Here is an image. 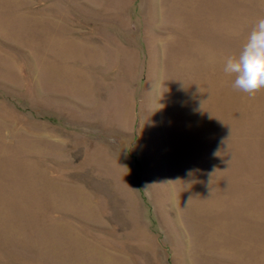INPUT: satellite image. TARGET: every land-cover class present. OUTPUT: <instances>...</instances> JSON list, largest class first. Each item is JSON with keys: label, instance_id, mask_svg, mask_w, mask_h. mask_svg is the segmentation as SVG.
<instances>
[{"label": "rangeland", "instance_id": "rangeland-1", "mask_svg": "<svg viewBox=\"0 0 264 264\" xmlns=\"http://www.w3.org/2000/svg\"><path fill=\"white\" fill-rule=\"evenodd\" d=\"M264 0H0V264H264V88L223 71Z\"/></svg>", "mask_w": 264, "mask_h": 264}, {"label": "clouds", "instance_id": "clouds-1", "mask_svg": "<svg viewBox=\"0 0 264 264\" xmlns=\"http://www.w3.org/2000/svg\"><path fill=\"white\" fill-rule=\"evenodd\" d=\"M223 71L234 77V89L254 95L264 88V18L255 24L242 49L225 59Z\"/></svg>", "mask_w": 264, "mask_h": 264}]
</instances>
